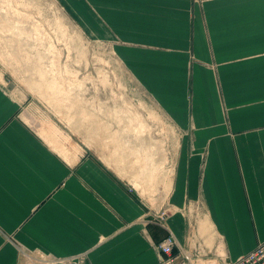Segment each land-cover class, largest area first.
<instances>
[{
    "label": "crops",
    "instance_id": "crops-1",
    "mask_svg": "<svg viewBox=\"0 0 264 264\" xmlns=\"http://www.w3.org/2000/svg\"><path fill=\"white\" fill-rule=\"evenodd\" d=\"M94 7L96 34L180 132L168 216L96 156L57 153L0 90V264H157L168 231L211 258L247 254L264 241V0Z\"/></svg>",
    "mask_w": 264,
    "mask_h": 264
},
{
    "label": "rangeland",
    "instance_id": "rangeland-1",
    "mask_svg": "<svg viewBox=\"0 0 264 264\" xmlns=\"http://www.w3.org/2000/svg\"><path fill=\"white\" fill-rule=\"evenodd\" d=\"M94 15V0H0V90L57 153L96 156L154 215L180 132L96 34Z\"/></svg>",
    "mask_w": 264,
    "mask_h": 264
},
{
    "label": "built area",
    "instance_id": "built-area-1",
    "mask_svg": "<svg viewBox=\"0 0 264 264\" xmlns=\"http://www.w3.org/2000/svg\"><path fill=\"white\" fill-rule=\"evenodd\" d=\"M168 215L164 210L156 212L154 219L164 221ZM191 244V243H190ZM178 248L175 253L174 249ZM157 252V264H264V241L259 243L253 250L233 261L218 260L207 254H201L188 244L180 247L175 236L168 231L167 236L159 244L154 246ZM192 251L195 252L192 255ZM30 264H91L86 254L72 256L63 259H45L39 256Z\"/></svg>",
    "mask_w": 264,
    "mask_h": 264
},
{
    "label": "bare ground",
    "instance_id": "bare-ground-1",
    "mask_svg": "<svg viewBox=\"0 0 264 264\" xmlns=\"http://www.w3.org/2000/svg\"><path fill=\"white\" fill-rule=\"evenodd\" d=\"M138 186V185H137Z\"/></svg>",
    "mask_w": 264,
    "mask_h": 264
}]
</instances>
